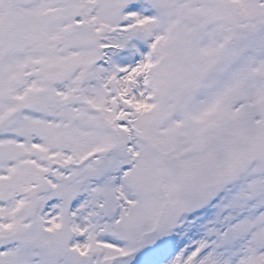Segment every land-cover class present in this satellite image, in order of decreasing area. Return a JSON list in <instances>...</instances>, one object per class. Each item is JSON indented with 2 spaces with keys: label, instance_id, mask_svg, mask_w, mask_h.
<instances>
[{
  "label": "snow or ice",
  "instance_id": "snow-or-ice-1",
  "mask_svg": "<svg viewBox=\"0 0 264 264\" xmlns=\"http://www.w3.org/2000/svg\"><path fill=\"white\" fill-rule=\"evenodd\" d=\"M0 264H264V0H0Z\"/></svg>",
  "mask_w": 264,
  "mask_h": 264
}]
</instances>
